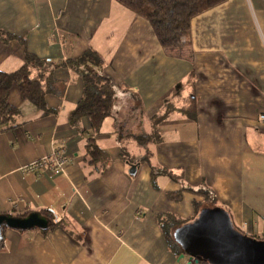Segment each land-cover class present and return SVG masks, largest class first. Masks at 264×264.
<instances>
[{"label": "crops", "instance_id": "obj_1", "mask_svg": "<svg viewBox=\"0 0 264 264\" xmlns=\"http://www.w3.org/2000/svg\"><path fill=\"white\" fill-rule=\"evenodd\" d=\"M0 31L13 37L0 42V71L21 68L25 51L59 65L92 50L117 86L113 111L123 120L133 95L141 112L126 128L110 116L98 133L87 118L71 124L82 82L64 67L52 73L45 115L11 87L0 216L39 214L54 227L2 228L0 264H194L169 247L163 226L171 220V237L193 220L195 203L206 207L201 190L238 230L264 227V0H226L193 18L180 57L116 0H0ZM127 131L158 139L141 147ZM55 146L69 158L63 175L23 170Z\"/></svg>", "mask_w": 264, "mask_h": 264}, {"label": "trees", "instance_id": "obj_2", "mask_svg": "<svg viewBox=\"0 0 264 264\" xmlns=\"http://www.w3.org/2000/svg\"><path fill=\"white\" fill-rule=\"evenodd\" d=\"M116 1L136 16L146 20L153 30L160 47L171 55L178 57H180L179 53H181L184 48L190 46L189 31L192 19L203 12L226 2V0ZM12 39V36L0 31V42L3 45ZM23 62L24 63L21 68L12 73L0 71V133L6 131L4 126L11 120L15 113V109L8 103V96L11 87L16 86L22 98L29 101L45 115L48 113L45 106V96L51 92V87L54 84L52 80V73L54 69L59 67L72 70L76 75H78L82 82V95L70 116L71 124L74 125L81 119L87 118L89 120L91 130L94 133H98L102 122L110 116H118L121 123L117 126L120 125L122 128H126L128 126V122L130 120L129 116H134L135 119H137L136 116H141L139 109V99L133 95H128L127 97L128 105L130 104V106H128L129 108L127 109L126 115L123 113V120L121 114L118 115L115 113V111H113V107L117 101V86L115 83H113L109 76L102 72L103 61L92 50H87L77 59L67 60L66 62H63L59 65H54L51 61H41L25 51ZM43 84L45 86H43ZM190 108L191 107L185 108V111L188 112L193 109ZM164 117L165 115L157 118L156 122L160 123ZM126 137H132L133 140L141 147L150 143H154V141H157L158 139L156 133L149 135L144 134L141 131L136 132V134H130L127 131ZM86 148L88 155L91 158H96L100 155V151L95 146L92 139L88 140ZM147 160L148 157L146 156L142 158L143 163H147ZM151 170L152 173L156 172L157 174L162 175L169 174L165 170ZM191 192L193 191L191 190ZM195 194L200 195L205 203L210 205L212 204L211 207L208 208H213L215 199L211 191L201 190L195 192ZM195 207L200 209L197 213V216L201 210L208 209L207 207L201 209V205L197 203H195ZM218 208L224 210L228 214V212L222 207ZM28 215L30 214H24L23 216H19V218H25ZM193 220L189 222H181L180 225L179 222L174 224L175 226L179 225L178 228H180L183 225L192 222ZM166 223L171 224V220H167ZM166 223L163 226V231L167 239V243L169 247L178 255L180 254L181 248L174 239V233L178 228L170 237L168 235L170 226H168ZM48 225V228L45 229L54 227V224L50 226V221H48ZM235 229L239 231L237 228Z\"/></svg>", "mask_w": 264, "mask_h": 264}, {"label": "water", "instance_id": "obj_3", "mask_svg": "<svg viewBox=\"0 0 264 264\" xmlns=\"http://www.w3.org/2000/svg\"><path fill=\"white\" fill-rule=\"evenodd\" d=\"M136 167H130L134 174ZM47 219L39 214L25 218L9 215L0 216V241L2 228L32 230L47 228ZM174 239L180 246L183 256L194 264H264V241L243 235L237 231L228 216L220 208L200 211L190 223L178 228Z\"/></svg>", "mask_w": 264, "mask_h": 264}, {"label": "built area", "instance_id": "obj_4", "mask_svg": "<svg viewBox=\"0 0 264 264\" xmlns=\"http://www.w3.org/2000/svg\"><path fill=\"white\" fill-rule=\"evenodd\" d=\"M260 119L264 120V116H260ZM68 164L69 158L65 148L63 146H55L50 154L31 162L23 170L35 176L46 173L54 177L63 175Z\"/></svg>", "mask_w": 264, "mask_h": 264}, {"label": "rangeland", "instance_id": "obj_5", "mask_svg": "<svg viewBox=\"0 0 264 264\" xmlns=\"http://www.w3.org/2000/svg\"><path fill=\"white\" fill-rule=\"evenodd\" d=\"M211 205L206 203V205H204V206H206L208 208V207H211ZM218 207H220V206H218L217 203H215L213 205V208H218ZM262 228H264V227H260L258 230H255V231L253 230L254 232H250L251 230H249L247 228H243V229L240 228L241 231L240 230L239 231L242 232L243 235H246L248 237H252V238L257 239L259 241H264V229H262Z\"/></svg>", "mask_w": 264, "mask_h": 264}]
</instances>
